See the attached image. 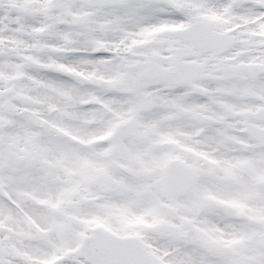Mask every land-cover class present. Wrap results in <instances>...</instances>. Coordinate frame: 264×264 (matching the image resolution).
Returning a JSON list of instances; mask_svg holds the SVG:
<instances>
[{"label":"snow or ice","instance_id":"1","mask_svg":"<svg viewBox=\"0 0 264 264\" xmlns=\"http://www.w3.org/2000/svg\"><path fill=\"white\" fill-rule=\"evenodd\" d=\"M0 264H264V0H0Z\"/></svg>","mask_w":264,"mask_h":264}]
</instances>
